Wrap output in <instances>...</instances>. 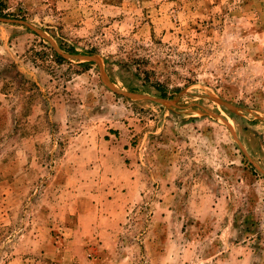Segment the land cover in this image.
<instances>
[{"label":"rangeland","instance_id":"obj_1","mask_svg":"<svg viewBox=\"0 0 264 264\" xmlns=\"http://www.w3.org/2000/svg\"><path fill=\"white\" fill-rule=\"evenodd\" d=\"M0 264H264V0H0Z\"/></svg>","mask_w":264,"mask_h":264}]
</instances>
